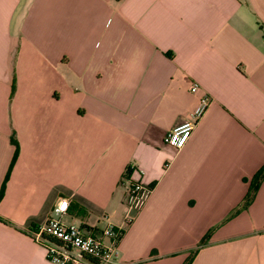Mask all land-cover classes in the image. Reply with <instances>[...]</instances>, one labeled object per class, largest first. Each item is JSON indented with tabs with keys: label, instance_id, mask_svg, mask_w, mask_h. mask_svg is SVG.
Masks as SVG:
<instances>
[{
	"label": "crops",
	"instance_id": "obj_1",
	"mask_svg": "<svg viewBox=\"0 0 264 264\" xmlns=\"http://www.w3.org/2000/svg\"><path fill=\"white\" fill-rule=\"evenodd\" d=\"M46 217L119 226L121 264H264V0H0V264H52Z\"/></svg>",
	"mask_w": 264,
	"mask_h": 264
},
{
	"label": "built area",
	"instance_id": "obj_2",
	"mask_svg": "<svg viewBox=\"0 0 264 264\" xmlns=\"http://www.w3.org/2000/svg\"><path fill=\"white\" fill-rule=\"evenodd\" d=\"M195 88L196 85L191 83L188 91L194 92ZM208 100L206 95L198 97L187 117L163 133L162 141L174 149L180 148L204 112ZM131 172L140 174L139 169L128 163L120 178L125 183L123 224L130 221V211L140 207L143 196L148 191L146 185L130 179ZM66 204L64 198L57 201L55 209L60 215ZM119 234L120 227L108 221H104L96 233H91L74 218L63 221L52 217H46L29 232L32 240L42 246L44 258L52 264H121L116 258Z\"/></svg>",
	"mask_w": 264,
	"mask_h": 264
},
{
	"label": "trees",
	"instance_id": "obj_3",
	"mask_svg": "<svg viewBox=\"0 0 264 264\" xmlns=\"http://www.w3.org/2000/svg\"><path fill=\"white\" fill-rule=\"evenodd\" d=\"M11 142L13 143V140L11 139ZM259 173H256V176L253 178V180H252V183H251V185H250V187L251 188H253L254 187V184H255V182L257 181V178H258V175ZM183 264H187V262H185V263H183Z\"/></svg>",
	"mask_w": 264,
	"mask_h": 264
}]
</instances>
